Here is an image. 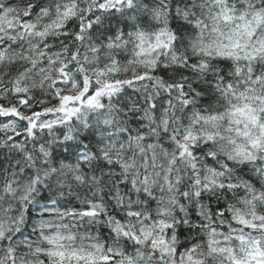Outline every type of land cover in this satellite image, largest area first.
<instances>
[{"label": "snow or ice", "instance_id": "snow-or-ice-1", "mask_svg": "<svg viewBox=\"0 0 264 264\" xmlns=\"http://www.w3.org/2000/svg\"><path fill=\"white\" fill-rule=\"evenodd\" d=\"M0 264H264V0H0Z\"/></svg>", "mask_w": 264, "mask_h": 264}, {"label": "trees", "instance_id": "trees-1", "mask_svg": "<svg viewBox=\"0 0 264 264\" xmlns=\"http://www.w3.org/2000/svg\"><path fill=\"white\" fill-rule=\"evenodd\" d=\"M12 2H14V3H15V2H16V0H12Z\"/></svg>", "mask_w": 264, "mask_h": 264}]
</instances>
